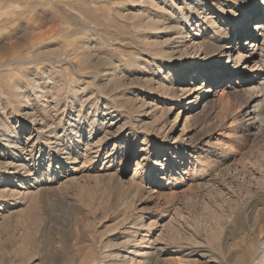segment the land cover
I'll return each mask as SVG.
<instances>
[{"label": "rangeland", "instance_id": "1", "mask_svg": "<svg viewBox=\"0 0 264 264\" xmlns=\"http://www.w3.org/2000/svg\"><path fill=\"white\" fill-rule=\"evenodd\" d=\"M210 1L207 5L203 2L208 13L212 8L215 10L213 5L216 0ZM176 2L178 8L183 9L196 4L194 0ZM97 8H100L97 12L101 19L104 16L110 17L117 8L124 9V0L106 2L100 6L88 0H0V61L20 50H23V56L32 57L35 50L47 46L57 48L59 45L70 44L73 40H77V43L86 42L94 34L93 31L79 34L70 39L72 41L64 38V33L60 31L63 28L82 29L78 15ZM41 10H45L47 14L41 15ZM70 10L77 13H71ZM13 13H17L16 16H12ZM49 13H53L54 18L48 19ZM17 16L21 18L14 20ZM232 16L231 14L229 17ZM192 18H196V15H192ZM197 20L194 19V22ZM118 24L124 29V20H120ZM105 27L106 24L102 26ZM35 36L51 40L25 51L24 47L31 46L38 39ZM238 39L237 33L231 46L235 50L240 46ZM91 43L97 56L113 51L107 45L96 46L94 40ZM249 50L250 48L245 50L246 55ZM259 54L261 52L257 51L256 56ZM194 56L195 54L192 58ZM116 58L123 60L124 55L118 54ZM252 58L251 55L244 59V62H248L244 66V62L240 65L239 74L234 76L232 85L237 84V79H248V74L253 72ZM50 59L52 63L44 62L40 66H20L21 73L33 75L36 79L40 78L39 73H36L39 70L52 73L51 79L40 80L45 83L44 94L39 97L30 95L28 105H16L2 111L5 115L1 113L9 127L6 134L11 135L13 140H19L20 145L16 150L6 149V139L2 136L3 131L1 132L0 160L4 162L9 159L14 163L11 167L0 169V174L12 180L11 183L0 185V193L5 192L0 195L3 196L0 197V260L4 264H45L49 256L57 263L62 262L60 264L66 260L69 264H80L78 260L88 257L86 261H90L86 264H114L116 261L123 264V259L127 260L124 264H144L145 254L154 247H159L164 252L162 262L158 264H219L217 260L211 261L205 254L207 252L215 253L220 264H235L234 260L239 255L237 264H253L249 260L250 254L257 249L259 240L264 238V205L261 204L264 203V165L261 166L264 164V133L255 141L253 137H248L249 140L243 142L236 137L229 138L232 125L244 128L248 120L244 115L242 121L233 123L232 115L242 112L238 105L228 110L221 108V90L224 88V92H228L231 89L228 85L224 87L229 79H221L214 86V95L212 94L210 101L215 105V114H211L210 121L203 128H198L196 121L190 116H204L207 113L206 102L193 103V95L187 94L183 105L188 110H181L177 100L156 98L151 102L156 108H148V115L143 117L140 127L135 124V129L129 127L120 130L124 121L113 114L115 108L110 106L111 109L107 110L105 99L95 89L89 88L91 80L88 78L79 83L82 85L81 89L75 90L77 96L69 97L68 90L78 79V82L81 80L79 73L72 75V72L81 67V64L70 59L67 64L59 65L55 62L56 56H50ZM261 61L263 63L260 69L264 73V60ZM193 62L192 59L191 63ZM174 70V74L179 71ZM18 72L15 71L14 74L19 76ZM178 80L176 78L174 84L177 85ZM101 81L98 78L97 84ZM68 82L72 85H68ZM19 83L24 84L25 80L21 79ZM182 83L184 82L180 84ZM67 85L70 86L69 89H66ZM51 87L55 89L52 90ZM46 91L49 93L46 94ZM54 91L63 94L60 99L51 95ZM142 95L147 97V94ZM200 95L206 97L208 93ZM57 99L61 102H57ZM57 103L58 106L54 107ZM163 106H172L173 110L170 113L163 111ZM176 114L180 116L171 134L169 130ZM187 123L189 127L181 133ZM143 125H148V128H143ZM200 129L202 130L199 131ZM195 134L201 135L200 139L193 142ZM29 138L31 139L27 140ZM144 145L151 152L157 149L150 161L141 158L140 149ZM180 145L199 147L198 151L207 160L202 164L196 163L195 158L183 161L176 173L172 174L171 169L169 170L170 176H166V182H163V179H159L165 177H160L163 163L169 160L172 162L170 157ZM165 150L168 151V156ZM154 157H160V162L149 167L152 162L158 161ZM66 158L70 160L67 161ZM139 159L141 166L147 168L148 182L139 195L128 197L121 190L118 191L116 177L128 188L135 181ZM200 165L211 168L207 167L202 173ZM215 166L219 169H213ZM36 177L41 181L37 182ZM153 182L156 183L155 189L149 188ZM162 190L165 192H161ZM117 194L121 195L120 199ZM219 219L220 224L217 223ZM137 223L140 225L137 226ZM226 240L227 252L224 251ZM232 244L236 245L233 247ZM74 252L78 254L75 255ZM84 252L89 256H83L81 253ZM247 252L252 253L248 255ZM92 260L96 262L91 263ZM254 263L262 264L258 261Z\"/></svg>", "mask_w": 264, "mask_h": 264}, {"label": "bare ground", "instance_id": "2", "mask_svg": "<svg viewBox=\"0 0 264 264\" xmlns=\"http://www.w3.org/2000/svg\"><path fill=\"white\" fill-rule=\"evenodd\" d=\"M88 1H90L92 4L94 3L100 6V4H104L106 2L114 3L118 0H88ZM179 1H184V0H179ZM194 1L196 2V4H194L193 6L192 5L188 6L187 8L183 9V8H178V3L176 2V0H124V9L117 8L115 13L111 14L112 16L110 17L104 16L102 19L101 17H99L100 15L97 12L99 11L100 8L91 10V12L87 11V10H90L89 8H87L86 12L82 13L81 15H78V18H77L79 22H81V26H82V29L80 28L81 30L73 29V28L72 29L63 28L62 31H60L64 33L63 34L64 36L63 35L62 36L66 38L67 40L69 39V41H72L70 39L74 38L75 36H79V34H82L88 31L89 32L93 31L94 34L90 36L87 39V41L85 40L86 42L79 41L77 43V40H73V42H70V44L67 43L64 45H59V47L57 48H54L55 46L53 48L51 46L50 47L47 46L44 49L35 50L33 52L32 57H28L25 55L23 56V53H24L23 50L22 51L20 50L17 53H13L12 55L7 56V57L4 56L6 59L3 61H0V134L3 131L2 136H4L6 139L5 140L6 149L7 148L11 150L18 149L20 145V141L13 140L11 139L12 138L11 135L6 134V132L9 131V127L6 123L7 120L5 119L6 120L5 121L1 115L2 111L5 112L6 109L8 110L10 108H13L16 105L17 106L18 105L19 106L28 105V102H29L28 99L30 98V95L38 96V97L41 94L43 95L44 91L46 90V87H45V83L40 82V80H45L49 78L51 79V77H53L51 75L52 73L50 74L48 70H45V71L39 70V72L35 71L37 74L39 73V76H40V78L36 79V77H34L33 75L21 73L20 66L27 67L30 65L32 66L34 64L37 66L44 62L52 63L51 61L52 59H50V56H56L55 62L59 63V65L64 64V63L67 64L68 62H70V59L72 60L74 59L75 61H78L81 64V67L73 70L72 72V75L73 74L76 75L77 73H79L80 74L79 77H81L80 78L81 80L78 82L79 80L78 79L75 85H72L68 82V85L69 84L70 86L72 85L71 89H69L70 86L68 85H67L68 88L66 87V89H69L68 91H70L69 97L75 98L77 96V93L75 92V90L78 88L81 89L80 85L82 84H79V83L82 81H86L85 78H88L89 80H91L89 84V88L95 89L99 93V95L105 99V104H106L105 107H108L107 110L111 108H115L113 114L117 115L116 116L117 119L122 118L121 121L122 120L124 121L120 125V128H119L120 130L129 128V127L130 129H135V124L139 126V124L142 123L143 119L148 115V108L149 107H150L149 109L156 108V105H153L151 103L156 98L157 99H161V98L169 99L170 98L173 101L177 100L180 102L179 105L181 106L180 107L181 110L183 111L188 110V108H185L186 105H183L185 95L187 94L193 95V103H197V101L199 102L201 101V103L206 102L205 107H206L207 113L205 115L203 114L204 116L198 117V118H196V116L194 117V115L193 117L190 116L191 119L196 121L198 128H203L210 121L211 114L215 110V105H213L210 101V98L214 95V91H215L214 86L216 85L217 82H220L221 79L223 81L229 79V82L225 83L224 87H227L228 85L229 88L231 86V89H229L228 92H224L225 91L223 90L224 88L221 90L222 91V95L220 97V103L222 106L221 108L223 110H228L230 108H235L236 105H238V109L239 108L242 109L241 113L238 112V114L235 113L237 115H232V119H234L233 123L239 120L242 121V118L244 115H246L245 118L248 119L247 122H245L246 124L243 123L245 124L244 128L239 127V125H232L230 127L231 133L229 132L230 133L229 138L231 139V138L236 137L238 141H242V142L247 139L249 140L248 137H251V138L253 137L252 139L254 141L261 138L262 134L264 133V77H262L264 73H261L262 70L260 68H261V63H263L261 60L262 59L264 60V32H262L259 37L251 36L250 34H247L239 30L236 26L226 23L230 21L225 20L224 19L225 17H229L231 14L234 16V14L229 9H226L224 7V5L229 3L230 0H216V2L214 1L215 4L213 6L215 7V10H213L212 8L210 10L211 12L209 13L206 11L207 7H205V5L211 2L210 0H194ZM203 2L205 3V5L203 4ZM63 3H66V2H63ZM70 12L71 13L74 12L75 14L77 13L75 11L72 12L71 10ZM86 13L89 15H85ZM16 14L17 13H13L11 15L16 16ZM45 14H47V12H45V10H41V15H45ZM49 14L50 15L48 19L54 18L53 13H49ZM174 15H177L178 17L174 18L173 17ZM192 15H196V18L198 20L194 22V19L196 18H192ZM210 15H212V17H209ZM216 15H218V17ZM17 18H21V17L17 16L13 19L15 20ZM120 20H124V29L122 25L118 24ZM104 24H106V27L102 28ZM237 33L239 36L238 45L240 46L237 48L235 45V47L237 48V50H235L234 47H231V46L234 40V36ZM243 35H248V39L241 46L240 38ZM35 38H38V39L34 43H32L31 46L29 45V43H28L29 47L23 46L25 48V51H28L32 48H35L36 46H39L51 40V38H46V37L41 38L40 36H35ZM93 40L96 46L107 45L109 47H112L113 51L111 52L108 51V53L102 54V56H97L96 53H94L95 48H92L93 45L91 41ZM225 41H230V43L226 44L224 43ZM249 48H250L249 50L250 52L249 54L246 55L245 50ZM234 51H235V54H234ZM257 51H260L261 54L256 56ZM118 54L124 55V59L118 60L116 58ZM193 54H195V56L192 58ZM251 55L253 57L252 64H254L252 66L253 72L248 74V79L246 78L237 79V82L235 81L237 84L232 85V80H235L233 79L234 76L239 74L238 70H239L240 65L244 62V59L246 57H250ZM190 58L191 60L192 59L194 60L193 63H191ZM220 60H224V63L228 65L229 67L221 66L219 64ZM247 62L248 60H245V62L243 63V66ZM205 66L210 67V68H219L220 70L209 73L205 70ZM263 68L264 67H262V69ZM174 69H179V71L174 74V71H175ZM17 70H19L20 72L19 76L14 74L15 71L18 72ZM49 70H52V69H49ZM98 78L102 79L101 83L99 84H97ZM176 78H179L177 85L174 84V80H176ZM19 79L25 80V83L24 84L19 83L20 81ZM204 80H207V81L204 84H202L201 82ZM181 82H184V83L180 84ZM62 85H65V84H62ZM83 87H85V85ZM83 87H82V91L85 93V90ZM51 88L53 90L54 87H51ZM57 89L58 88H56V90ZM55 91L51 92V95L54 97L56 96V98L61 97L62 93L61 94H59V92L55 93ZM49 92L46 91L45 93L47 94ZM140 92L142 94H147V97H144L145 95H142ZM202 93L204 94L208 93V95L206 97H202L200 95ZM216 93H215V96H216ZM94 94L95 93H93V95ZM38 97L37 99H39ZM85 98L88 99L87 97ZM59 101L60 100H58L57 102ZM190 104L191 102L188 105ZM57 106H58V103L54 107H57ZM110 106L111 108H109ZM163 109H164L163 111H169V113L173 110L172 106L169 108H166L165 106H163ZM4 112L2 114H4ZM179 116L180 114H176L174 116L175 117L174 121L169 130L171 134L174 132V128L178 123ZM156 124H157V121H156ZM166 124H168V121L162 127L163 130H165ZM224 125H226V123H224ZM143 126L141 127L148 128V125H143ZM188 127L189 125L187 123L184 126L183 130H181V133L185 131ZM201 130L202 129H200L199 131ZM200 135L201 134L199 135L195 134V136L192 137L193 142L200 139ZM30 139L31 138L27 140H30ZM101 141H100V144H101ZM198 148L199 147L189 148L184 145L183 146L180 145L179 147H177L176 151L170 157L172 162H170L169 160V162L166 163L165 161L163 163L162 173L160 177L162 176H165V177L159 178V179H163L164 180L163 182H166V179H167L166 176L168 177L170 176L169 170L171 169L172 174L176 173L178 169L181 168L182 162L183 161L187 162L190 158H195V160L197 161L196 163H201V164L204 163V161L207 160V157L206 158L202 157V153L201 151H198ZM156 152H157V149H153L152 152L149 151V148L147 145H144L140 149L141 158L144 157L147 161L152 160V154H155ZM165 154L166 156H168L169 155L168 151L166 152L165 150ZM140 159H139V163L137 164L136 172L134 175L135 181L134 183H130L128 188L124 187V184H122L119 177H116L117 187H119L118 191L121 190V193L123 194L125 193L128 197L139 195L145 189L144 184L148 182V177L146 176L147 168L141 166ZM5 160L6 161L4 162L0 160V169L13 166L14 162H11L9 159H5ZM66 160L69 161L70 158H66ZM159 162H160V157L158 161L152 162V165H149V167H152L153 165H157L159 164ZM217 162H216V165L218 164ZM220 164L222 165L223 162ZM169 165L171 166L169 167ZM262 165L264 164H261V166ZM21 166L23 167L24 165H21ZM207 167L209 168L208 165ZM216 167L217 166H215L213 169H215ZM206 168L202 166L201 168L199 167V169H201V172L204 171ZM8 178H9L8 176L5 177L4 175L0 174V185H3L5 182L11 183L12 180ZM35 180L37 182L41 181L38 177H36ZM155 185L156 183L153 182L149 185V188L151 187V189H155ZM161 192H165V191L162 190ZM3 193L1 191L0 195ZM119 194H117V196L120 199L121 195ZM115 196H116V193H115ZM0 197H3V196H0ZM262 200L264 202V197L262 198ZM261 204L264 205V203H261ZM252 212L253 211H251V214ZM262 215L264 218V210L262 211ZM250 218L252 219V217ZM217 221H218L217 222L218 224L221 223L220 219ZM138 223H137V226L140 225ZM262 228H260L261 231H262ZM261 231L259 230V232ZM255 232H257V230ZM229 236H232V235H229ZM237 239H239L238 236H237ZM242 241L243 240L241 239L240 242ZM227 243L228 242L226 240L224 242V251L226 252L228 250ZM235 245L232 244L233 247ZM239 245L241 247V244ZM90 250L91 252H93L92 249ZM229 251H230V248H229ZM241 251L243 252V250ZM247 251H249L248 248H247ZM79 252L80 251H78V253ZM163 252L164 250L160 249L159 247H154L150 252L146 253L145 256L143 257L144 264L161 263L162 262L161 256ZM252 252H247V254L248 253L250 254ZM78 253H75V255H77ZM81 254H84L83 256H87V255L89 256V254L85 255V252ZM205 254L208 255L211 261L212 259L213 261L217 260V262H219L220 264V261H218L219 259L215 255V253L207 252ZM241 257L244 258V255L241 254ZM87 258L88 257H82L81 258L82 260H78V261H80V264H86V262L90 261L89 260L90 258L88 259L89 261H86ZM108 258H109V255H108ZM239 258H240V255L236 259H239ZM249 258H250L249 259L250 263L255 264L254 261L255 262L258 261L264 264V238H261L259 240L257 249H255L254 253L250 254ZM114 259L117 260L116 258ZM236 259L234 260L235 264H237ZM246 260H247V257H246ZM122 261H123V264L124 262H127V260L124 261V259ZM94 262H96V260H92L91 263H94ZM118 262L116 261L114 262V264H120ZM60 263L53 261L48 256L45 264H60ZM128 263H131V261ZM0 264H4L2 260H0ZM63 264H69V261L66 260L64 261ZM105 264H108V263H105Z\"/></svg>", "mask_w": 264, "mask_h": 264}, {"label": "snow or ice", "instance_id": "3", "mask_svg": "<svg viewBox=\"0 0 264 264\" xmlns=\"http://www.w3.org/2000/svg\"><path fill=\"white\" fill-rule=\"evenodd\" d=\"M224 7L234 14L233 17L224 18L230 21L231 25L251 36L259 37L264 32V0H230ZM247 39L248 35H243L240 38L241 46ZM224 43L227 44L230 41H225ZM219 64L223 67H229L224 63V60H220ZM205 70L211 73L220 69L205 66ZM154 159L158 158L154 157Z\"/></svg>", "mask_w": 264, "mask_h": 264}]
</instances>
